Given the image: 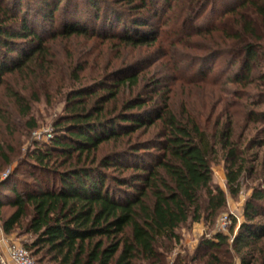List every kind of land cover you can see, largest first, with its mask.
Listing matches in <instances>:
<instances>
[{"label": "trees", "instance_id": "trees-1", "mask_svg": "<svg viewBox=\"0 0 264 264\" xmlns=\"http://www.w3.org/2000/svg\"><path fill=\"white\" fill-rule=\"evenodd\" d=\"M217 1L119 0L136 9L123 21L106 1L101 12L97 0H87L94 22L103 24L87 31L73 0H39L37 9L24 0H0V171L19 158L18 137L26 142L36 128L32 103L38 101L37 93L25 94L26 87L9 88L6 78L49 75L59 62L51 53L56 41L97 40L140 56L154 48L171 72L152 78L145 86L149 96L142 97V89L134 92L143 71L126 60L118 59L122 68L108 73L104 67L90 84L81 83L79 74L90 61L101 62L104 49L63 60L79 87L65 98V115L54 124L57 135L24 163L43 177L31 175L24 193L8 185L15 172L0 181V216L4 206L12 210L1 228L31 236L24 248L38 264H166L180 242V227L213 223L226 207L225 192L212 183L211 159L218 150L231 197L240 193L244 175L264 183V0H220L219 8ZM222 57L229 68L223 81L212 69L196 67ZM205 88L208 100L197 107L191 92ZM250 88L258 93L248 95ZM179 90L185 99L176 109ZM241 117L249 132L236 140L235 120ZM261 201L264 189H255L244 221L236 226L230 217L231 235L202 240L193 255L177 256L174 264H234L237 258L264 264Z\"/></svg>", "mask_w": 264, "mask_h": 264}, {"label": "rangeland", "instance_id": "rangeland-1", "mask_svg": "<svg viewBox=\"0 0 264 264\" xmlns=\"http://www.w3.org/2000/svg\"><path fill=\"white\" fill-rule=\"evenodd\" d=\"M26 2H29V7L33 9H37L40 6L39 0H24ZM99 3V6H101V12L106 11L105 7V1L112 5L115 9L117 8L120 12H122V16L126 17L123 18V21H126L128 18V15H134L136 12L132 6H129L125 3H117L119 0H97ZM103 1V2H102ZM63 2V1H62ZM219 2L218 0L216 2V7L219 8ZM76 4L77 6V16L81 17L84 21L88 22L87 31H91L93 27H95L97 30H99V26H102V22H94L93 17V11L90 9V6L87 2V0H73V5ZM173 4V3H172ZM60 7H63V3L60 5ZM209 7L207 8L208 11ZM58 15V14H56ZM93 17V18H92ZM91 19V20H90ZM157 21V20H154ZM38 22H41L43 25L47 26V21H41L40 18H38ZM59 27V24L56 23L54 25V29ZM111 29H107L106 33L110 32ZM110 34V33H109ZM55 45V46H54ZM53 46L55 48L51 49V53H56V58L59 59L58 64L55 66L54 69L49 73V75L45 76L40 75L42 72L36 71L33 72L31 77L28 80H21L17 82L18 79L16 78H10L7 77V83L8 87L10 88H22L26 87L25 94L30 98V96L34 93H37L38 101L32 103V116L36 122V128L33 130L32 134L30 135L29 139L24 142V138L18 137V140L23 142L22 147L15 146L16 150L18 151L19 158L16 160H13L12 164L9 165L6 168H2L3 170L0 171V181L1 179H5V175L13 174L15 172V179H11L10 184H16V189L19 193H24L26 191V187L28 184L33 183V179L31 175H36L38 177H43L42 174L39 172H36L32 169V167H28L26 163V159L28 158V154L31 153L35 148L42 147L44 144H48L50 142V139L52 136L57 135L54 130V124L59 121L62 117H64V106H65V98L70 91L77 89L79 87L78 84L73 83V80H69V77L71 76V70L67 71V68L64 64L65 59H72L73 57L77 56V54L80 53H90L96 55L99 51H103L106 53V55L102 58L101 62H94L93 60L90 61V63L85 68V71L79 74L80 81L83 83V85L90 84L89 80H91L92 77H95L97 74L101 72V70L106 67V70H108V73L113 72L116 69L122 68L123 64L119 62L118 59L126 60V62H131L135 64L134 66L138 69H142L143 74L140 75V84L138 86L137 91L135 90V94L137 92H140L142 89V97H148L149 91H146L145 86L152 80V78L160 79L162 77L169 78L171 76V72L167 69V65L165 64V61L160 58L159 55L161 53H157L154 48H151L149 50L143 49L140 51L142 54L141 56L137 53L138 51H132L130 49H120L117 44L114 45V47L108 48V44H102L100 42H97V40H91V42H86L84 39H76L70 42H67L65 40L62 41H56ZM108 48V49H107ZM194 51V50H193ZM184 53H187L186 50ZM196 53V52H194ZM204 52H197V54L204 58L203 55ZM55 55V54H54ZM150 58L153 59V62L150 63ZM131 60V61H130ZM203 59H200V61ZM112 61L113 63H116L113 69L108 67V62ZM199 61V60H198ZM208 61V62H206ZM227 62V58H208V60H204V62H200L198 65H196L197 68L202 69V71H207L208 69H212L213 73H216L225 79V77L229 72V68L225 67ZM111 63V64H113ZM82 64V63H80ZM98 65V66H96ZM126 65V64H124ZM74 66V65H72ZM210 88L205 89H193L190 95V100L192 103H194L197 107H199L202 103L207 101ZM140 90V91H139ZM247 94L250 96H253L254 94L258 93L255 92V88L246 89ZM264 91V90H259ZM182 91H177L174 93L173 99L175 100L174 105L176 109H179L182 102H184L185 95L182 94ZM126 98L128 95H125ZM214 100H216V97H214ZM264 108V106H263ZM223 109L222 105H220L217 110L215 111L216 114H220L221 110ZM242 118V117H241ZM236 119L235 120V131L234 136L235 139L238 140V138L243 135L245 139L247 137V133L249 130L244 131L245 127V121L242 119ZM226 117L224 116L221 121L225 122ZM213 122V119L210 123ZM18 127L20 128L21 124H19L18 120L15 122ZM211 127V126H210ZM258 129H261V126H258ZM145 139V137H144ZM37 144V146H33ZM20 148V149H19ZM262 154V160H264V146L261 149ZM26 161V162H25ZM28 163V162H27ZM31 163V162H30ZM1 164V163H0ZM225 164L223 160V153L221 150H218L216 156H213L211 159V170H212V183L216 187H219L222 189L227 198V203L224 211L217 217L213 223L211 222H205L201 221L199 223H188L182 227L179 228L178 234L180 236V242L176 245L174 250L167 255L166 264H174V260L177 256L180 257H186L191 256L195 253L197 250V247L199 243L202 240L213 238V236L217 233H220L217 228L218 220L221 216L227 215L229 217H233L237 220V225L240 222L244 221V210L245 205L249 199H251V195L254 192L255 189H264V183L261 182V179L257 180L254 178H250L246 175L243 176L241 179V190L240 193L235 196L231 197L227 191L226 188V181H225ZM1 170V169H0ZM34 173V174H31ZM109 175H116L121 176V173H113L109 172ZM128 173H124L122 175H127ZM108 183V182H107ZM6 195H10L9 192L3 190ZM11 196V195H10ZM261 207V210H264V201L259 202L258 204ZM2 215L0 216V239L1 237L7 238L10 242L17 243L21 245L22 247L25 246V244H28L31 242L32 238L29 235H23V231L21 228L15 230L11 234H5L2 230V223L1 221L5 219L10 213L11 209H8L6 206L2 209ZM258 220H262L261 217L257 218ZM231 223L228 225V228L230 227ZM235 226V230H237ZM225 235H231L229 229L224 232ZM1 251V247H0ZM204 253V252H202ZM203 255V254H201ZM47 264V263H42ZM234 264H240V260L237 258L234 261Z\"/></svg>", "mask_w": 264, "mask_h": 264}, {"label": "built area", "instance_id": "built-area-1", "mask_svg": "<svg viewBox=\"0 0 264 264\" xmlns=\"http://www.w3.org/2000/svg\"><path fill=\"white\" fill-rule=\"evenodd\" d=\"M230 224V217L223 215L219 218L217 228L220 233L226 232ZM0 264H38L27 250L17 243L10 242L7 238L0 239Z\"/></svg>", "mask_w": 264, "mask_h": 264}]
</instances>
